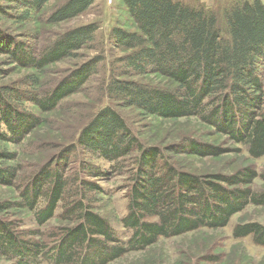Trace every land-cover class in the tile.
Returning a JSON list of instances; mask_svg holds the SVG:
<instances>
[{"label":"trees","instance_id":"trees-1","mask_svg":"<svg viewBox=\"0 0 264 264\" xmlns=\"http://www.w3.org/2000/svg\"><path fill=\"white\" fill-rule=\"evenodd\" d=\"M48 1L0 0V18L13 24L30 22ZM95 1L67 0L45 21L57 24L70 20ZM120 1L135 31L114 28L109 33L113 47L126 55L110 66L104 87L107 99L149 117L197 118L234 144L245 146L253 160L264 157L262 0H213L212 6L185 0ZM97 30L96 25L73 29L35 53L34 48L16 42L0 29V55L21 68L40 73L93 43ZM101 62V56L95 57L43 95L0 87V143L18 145L43 122L19 111L18 102L27 101L42 113L50 112L65 97L79 91ZM125 76L159 77L172 86L151 87L122 80ZM22 82L27 88L38 85L36 77L31 76ZM75 144L93 159L116 164L111 173L118 162L137 153L129 178L127 214L120 220L121 227L130 232L125 246L119 245L110 224L92 211L88 199L90 193L101 194L102 190L86 178L102 180L105 172L83 162L79 168L83 179L81 174H74L71 182L64 177L67 158L75 151L72 147L63 160L51 162L20 193L21 205L29 210L44 198L43 208L34 213L39 226L53 218L62 202L60 218L68 221L67 226L51 251L43 244L23 246L8 225L0 222V255L13 264H38V259L46 264H107L126 253L145 250L160 238L223 229L247 206L264 205V193L252 192L254 180L260 177L264 181V174L259 176L252 166L230 177L181 173L163 152L140 147L112 106L101 108L91 117L77 134ZM189 149L200 156L218 154L217 149L194 144ZM12 160L13 154L0 151V161ZM14 178V169L0 168V185H10ZM232 236L235 240L250 238L254 247H264V223L236 225Z\"/></svg>","mask_w":264,"mask_h":264},{"label":"rangeland","instance_id":"rangeland-1","mask_svg":"<svg viewBox=\"0 0 264 264\" xmlns=\"http://www.w3.org/2000/svg\"><path fill=\"white\" fill-rule=\"evenodd\" d=\"M65 1L67 0H49L38 15L24 24H13L0 18L4 19L0 20V29L5 35L16 42L25 43L29 48H34L35 53L73 29L89 25H96L98 28L93 43L75 52L72 57L47 66L40 73L21 68L12 63L6 55H0L1 88H17L22 92L37 91L36 93L43 95L90 64L95 57L101 56L103 59L97 72L82 88L65 97L50 112L42 113L27 101L16 104L19 111L33 114L43 120L20 144L0 143V151L14 156L12 161H0V168L8 167L15 171V178L10 185H0V204L3 206V210L0 211V222L8 225L11 233L16 235L23 246L43 244L54 251L57 238H60L62 230L67 226L68 221L60 218L63 211L62 202L57 206L53 218L45 225L39 226L34 213L43 208L44 198L38 199L34 209L29 210L21 205L23 195L20 193L41 170H47L51 162L63 160L72 147H75V151L67 158L65 167L63 165L64 177L71 182L74 174H81L79 168L83 162L98 166L105 172L106 176L102 180L86 178L87 181L96 183L102 190L101 194L90 193L88 199L91 201L92 211L110 224L117 233L119 245L125 246L130 232L121 227L120 220L127 214L129 178L134 170L133 161L137 153L118 162L117 169L111 173L116 164L93 159L75 144L80 130L89 123L97 111L106 106H112L121 115L140 147L155 148L163 152L167 161L181 173L203 178L208 175L230 177L237 171L252 166L259 176L264 174V157L253 160L248 156L245 146L234 144L197 118L165 120L155 116L149 117L134 108H122L109 101L104 87L110 75V66L116 59L126 55V52L113 47L108 40L109 33L114 28L134 32L132 21L120 0H96L75 18L48 24L45 21L46 17ZM185 2L213 5V0ZM216 2L226 3V0ZM262 2L264 3V0ZM30 76L38 80V85L33 88L22 85V81ZM122 80L162 89L172 86L165 79L153 76H125ZM1 129L5 133L4 128ZM192 144L205 149L208 147L217 149L218 154L216 156L191 154L188 147ZM83 177L81 174L80 178ZM224 187L228 189L227 186ZM252 192L264 193V181L260 177L254 180ZM250 222L264 223V205L247 206L223 229L200 230L175 238H160L145 250L126 253L107 264H264V247H254L250 238L235 240L232 236V230L236 225ZM37 261L38 264H46L42 260ZM0 264L13 262L0 255Z\"/></svg>","mask_w":264,"mask_h":264}]
</instances>
